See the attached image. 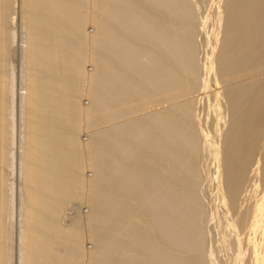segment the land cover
Returning <instances> with one entry per match:
<instances>
[{
    "label": "bare ground",
    "instance_id": "1",
    "mask_svg": "<svg viewBox=\"0 0 264 264\" xmlns=\"http://www.w3.org/2000/svg\"><path fill=\"white\" fill-rule=\"evenodd\" d=\"M0 264H264V0H0Z\"/></svg>",
    "mask_w": 264,
    "mask_h": 264
},
{
    "label": "rangeland",
    "instance_id": "2",
    "mask_svg": "<svg viewBox=\"0 0 264 264\" xmlns=\"http://www.w3.org/2000/svg\"><path fill=\"white\" fill-rule=\"evenodd\" d=\"M83 100H84V99H83ZM87 101H88V100H86V99L84 100V102H87ZM82 135L85 137V133H84V132H82L81 136H82ZM83 136H82V137H83ZM89 170H90V169H89ZM84 204H85V202H83V201H80V203L78 202L77 204H76V203H75V204H71V205L73 206V207L70 206V207L72 208V210H74V207H77V208H75V210H74L75 212H74V211H71V212H74V215H75V214H77V213L79 212L78 209H81V210H84V211L87 210V208H86L87 206H86V204H85V205H84ZM79 206H80V207H79ZM85 206H86V207H85ZM78 207H79V208H78ZM86 241H88V240H86ZM88 242H90V241H88ZM88 242H86V243H87V245L89 244L88 246L90 247V246H91V243H88Z\"/></svg>",
    "mask_w": 264,
    "mask_h": 264
}]
</instances>
